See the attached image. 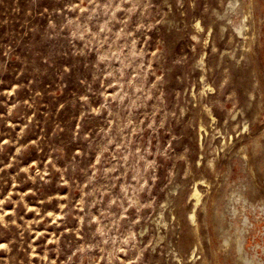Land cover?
Wrapping results in <instances>:
<instances>
[{"label":"rangeland","instance_id":"1","mask_svg":"<svg viewBox=\"0 0 264 264\" xmlns=\"http://www.w3.org/2000/svg\"><path fill=\"white\" fill-rule=\"evenodd\" d=\"M260 206L264 0H0V264H264Z\"/></svg>","mask_w":264,"mask_h":264},{"label":"bare ground","instance_id":"2","mask_svg":"<svg viewBox=\"0 0 264 264\" xmlns=\"http://www.w3.org/2000/svg\"><path fill=\"white\" fill-rule=\"evenodd\" d=\"M195 195H196V197H197V200L199 199V191L198 190H196V192H195ZM253 203V202H252ZM261 207V209L263 210V213H264V207H262V206H260ZM261 209H259V210H261ZM238 209H236V211H237ZM235 211V212H236ZM262 213V214H263ZM247 224V223H246ZM237 248H238V250L239 251H241V257L247 262V263H252V262H255V264H260V262L259 261H257V260H255L253 257H250L248 254H247V252H246V249H245V247H244V242H243V240H241V239H239L238 241H237ZM263 249H264V247H263ZM257 253V252H256ZM262 261V260H261ZM262 264V263H261Z\"/></svg>","mask_w":264,"mask_h":264}]
</instances>
